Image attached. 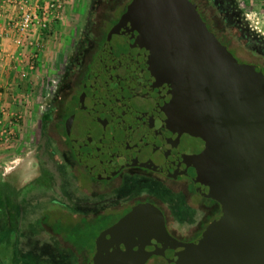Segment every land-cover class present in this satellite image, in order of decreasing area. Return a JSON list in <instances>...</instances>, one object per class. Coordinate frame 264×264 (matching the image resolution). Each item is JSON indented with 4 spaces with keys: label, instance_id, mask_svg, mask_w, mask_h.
<instances>
[{
    "label": "water",
    "instance_id": "95a60500",
    "mask_svg": "<svg viewBox=\"0 0 264 264\" xmlns=\"http://www.w3.org/2000/svg\"><path fill=\"white\" fill-rule=\"evenodd\" d=\"M130 0L63 122L94 178L123 165L190 176L220 211L193 240L170 236L148 203L94 238L85 264H264V76L238 62L197 15Z\"/></svg>",
    "mask_w": 264,
    "mask_h": 264
},
{
    "label": "flooded vegetation",
    "instance_id": "af4514ba",
    "mask_svg": "<svg viewBox=\"0 0 264 264\" xmlns=\"http://www.w3.org/2000/svg\"><path fill=\"white\" fill-rule=\"evenodd\" d=\"M129 2L130 0H90V5L98 8L102 14L96 16L97 19L89 30L92 34L87 36L83 33L81 35L85 38H81L84 43L81 47L82 52L88 53L84 56L85 60L80 58V61L84 60L82 67L86 70L82 73L81 68L82 82L105 39L106 32L118 20ZM169 5V14H172L175 8L176 10L181 8L191 10L190 16L197 15L206 32L232 57L240 63L251 66L264 76V37L256 33L242 17L237 0H179L169 3ZM102 15L113 17L114 20L105 31L100 33V27L98 28L97 24ZM82 52L77 54L82 56ZM80 90L81 85L80 88H76L73 94L60 97L55 108L50 107L47 110L45 117L50 118V125L52 123L54 125L56 121L59 122L62 119V127L58 123L48 129V132L58 131L59 134L51 136L49 134L53 141L47 144L46 149L44 147L43 152H39L40 149L38 151L40 143L37 142L35 153L36 155L38 152L40 154L39 158L37 156L35 158L36 174L27 183L12 191L11 189L5 190V183L0 181V200L2 198L5 200L9 195L15 202L16 196L23 190L30 189L31 191L40 186L36 189L50 193V204L59 203L58 207L54 208L53 222L59 226H65L66 229H73V224L71 221V223L66 222L61 215L70 214L76 219L84 218L88 221L104 216L105 212L117 211L97 233L114 223L132 206L148 203L160 213L164 228L170 236L183 242L195 239L207 224L218 216L220 204L214 198L201 194L190 176L132 164L123 165L108 178L99 179L89 175L82 163L75 158L65 134L63 122L75 110ZM63 166L64 173L66 174L68 171L72 177L69 176V180L60 182L57 177L63 172L61 170ZM75 168H80L89 177L90 186L100 181L104 182L103 186L99 189L95 184V188L84 189L80 177L75 175ZM66 176L68 177L67 174ZM97 200H99V204ZM45 215L40 216L41 225L37 230L48 232L54 236L49 237L45 243L43 240L39 242L46 246H53L58 252L57 260L71 261L72 254L74 257H78V254L71 249L67 254L60 253L62 243L56 242L54 239L57 237L56 234L48 231L51 226H46ZM57 215L58 219L56 220ZM27 223H31V221ZM97 233L91 239L90 251L82 250V253H79L81 257H85V263L92 254L94 238ZM147 259L145 261L149 264H165L164 259L159 255H150Z\"/></svg>",
    "mask_w": 264,
    "mask_h": 264
},
{
    "label": "rangeland",
    "instance_id": "374dc122",
    "mask_svg": "<svg viewBox=\"0 0 264 264\" xmlns=\"http://www.w3.org/2000/svg\"><path fill=\"white\" fill-rule=\"evenodd\" d=\"M237 1L242 17L256 33L264 37V0ZM89 2L90 0H65L63 20L60 22L61 31L54 32L53 38L45 44L44 54H38L33 69L27 70V75L30 76L29 87L26 88V82L22 86L27 89L25 93L29 99L26 109L21 115L22 120L18 124L16 137L0 150V181L5 183V190L15 191L36 174L35 147L40 139V120L47 115L50 107L55 108L60 97L73 94L76 90V81L80 78L75 68L79 70L86 59L77 54L82 50L83 42L80 39H85L81 35L92 34L89 30L97 19L96 16L102 14ZM113 20V17L102 15L97 24L100 33L105 31ZM55 29H58V25ZM81 57L84 60L80 62ZM61 170L63 172L57 177L58 181L64 182L69 180V176L72 177L68 171V177L66 176L64 166ZM74 172L80 177L84 189L95 188V184L99 189L103 186V181L90 186L89 177L80 168H75ZM37 187L31 191L23 190L16 196L12 213L7 207L10 204L7 199L0 200V264H85V257H81L79 253H82V250L90 251L93 235L117 211L105 212L104 216L88 221L84 218L76 219L70 214L61 215L66 222L73 224V229H66L65 226L53 222L54 208L58 207L59 203L50 204V193L41 192ZM97 201L99 204V200ZM12 214L13 219H9L8 215L12 217ZM44 214L46 226H51L48 231L56 234V242L62 243L60 253L67 254L71 249L78 254V257L72 254L71 262L57 260V250L39 242L43 240L45 243L49 237L54 236L37 230L41 225L40 216ZM28 221L31 223H27ZM143 264L149 262L145 261Z\"/></svg>",
    "mask_w": 264,
    "mask_h": 264
},
{
    "label": "built area",
    "instance_id": "2783aa9c",
    "mask_svg": "<svg viewBox=\"0 0 264 264\" xmlns=\"http://www.w3.org/2000/svg\"><path fill=\"white\" fill-rule=\"evenodd\" d=\"M64 2L65 0H0V11L2 7H12L2 13L5 20L3 34L9 35L15 46H31L33 49L29 59L25 61L27 70L34 67L41 33L48 31L60 19ZM2 56L0 53V59ZM21 115L18 111L0 105V144L5 145L14 140Z\"/></svg>",
    "mask_w": 264,
    "mask_h": 264
},
{
    "label": "crops",
    "instance_id": "0c3cea01",
    "mask_svg": "<svg viewBox=\"0 0 264 264\" xmlns=\"http://www.w3.org/2000/svg\"><path fill=\"white\" fill-rule=\"evenodd\" d=\"M9 8L12 9V7L8 5L6 8L2 7L0 11V53L3 55V58L0 59V105L24 114L29 100L28 94L25 92L27 91L26 88L29 87L30 82L28 81L30 76L29 74L27 75L25 61L29 59V55L33 49L31 46L19 48L13 44L9 35L3 34L5 20L2 13ZM62 18L63 16L61 15L60 19L55 22L48 31L41 33L39 38V55L44 54L43 49L45 44L53 38L54 32H57L58 30L61 31L60 22L63 20ZM56 25H58V29H55ZM10 55L12 58H10ZM24 82H26V88L22 87ZM2 147L3 145L0 144V150H3Z\"/></svg>",
    "mask_w": 264,
    "mask_h": 264
},
{
    "label": "trees",
    "instance_id": "16d2710c",
    "mask_svg": "<svg viewBox=\"0 0 264 264\" xmlns=\"http://www.w3.org/2000/svg\"><path fill=\"white\" fill-rule=\"evenodd\" d=\"M81 41H82V39H80ZM83 42V41H82ZM83 45H84V43H83ZM81 52H82V50H81ZM82 55H83V57L84 56H86V55H88V53L86 52V54H85V51H83L82 52ZM81 62V61H80ZM81 68H82V73H83V71L85 72L86 70H84V68L82 67V66H80V68H79V70L78 69H76L75 68V70H76V72H78V75H79V77H80V80L77 82L76 81V86H75V88H80V85H81V82H82V78H83V75H82V73H81ZM68 69H70L69 68V66H68ZM49 120H50V118L49 117H43V118H41V120H40V139H39V143H40V145H39V147H38V151H39V149H40V151L39 152H43V150H44V147H45V149H46V146H47V144H49V143H51L52 141H53V139H51V137H49V134H50V136L52 135V134H54V135H56L57 133H58V131H56L55 133L54 132H48V129H51L55 124H60V127H62V119H61V121H59V122H57L56 121V123H54V125H53V123L50 125V123H49ZM62 131V130H61ZM59 134V133H58ZM37 153V157L39 158V154L40 153ZM5 197V196H4ZM7 199V201H8V203H10V204H8V206L7 207H9V210H10V212L14 209L13 208V200L11 199V197L8 195L7 196V198H5V200ZM2 200H4L3 198H2ZM4 202V201H3ZM7 203V202H6ZM13 212V211H12ZM11 212V213H12ZM8 218L9 219H13V217H10L9 215H8ZM71 262V261H70ZM81 264H84V262L83 263H81Z\"/></svg>",
    "mask_w": 264,
    "mask_h": 264
}]
</instances>
